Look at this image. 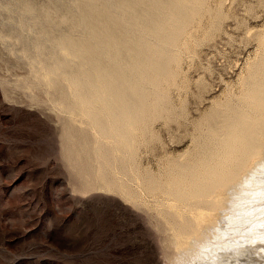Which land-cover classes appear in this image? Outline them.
<instances>
[{
	"label": "rangeland",
	"instance_id": "rangeland-1",
	"mask_svg": "<svg viewBox=\"0 0 264 264\" xmlns=\"http://www.w3.org/2000/svg\"><path fill=\"white\" fill-rule=\"evenodd\" d=\"M185 7L149 111L120 135L95 126L54 42L80 32L73 1L0 0V264H264V154L212 205L170 190L264 71V0Z\"/></svg>",
	"mask_w": 264,
	"mask_h": 264
},
{
	"label": "bare ground",
	"instance_id": "bare-ground-1",
	"mask_svg": "<svg viewBox=\"0 0 264 264\" xmlns=\"http://www.w3.org/2000/svg\"><path fill=\"white\" fill-rule=\"evenodd\" d=\"M72 1L75 11L63 22L80 32L54 38L56 46L67 49L71 58L63 66L92 107L90 116L95 126L125 135L123 131L149 111L146 81L152 74L156 86L167 70L170 52L176 46V31H180L185 18L186 0ZM27 6L25 11L35 17L37 12ZM165 26L173 29L171 35L164 33ZM259 75L252 83L250 78V85L246 81L249 87L240 103L232 100L224 112L212 116L211 131L201 142L198 162L182 165L173 181L170 190L179 200L206 197L205 204L212 205L209 198L213 193L238 184L264 154V71ZM91 89L95 90L93 95ZM95 103L100 107L93 108Z\"/></svg>",
	"mask_w": 264,
	"mask_h": 264
}]
</instances>
